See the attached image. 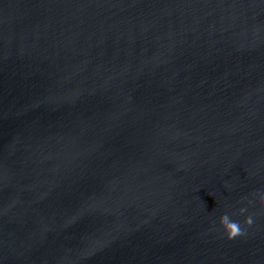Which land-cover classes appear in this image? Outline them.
Listing matches in <instances>:
<instances>
[{
  "label": "water",
  "instance_id": "1",
  "mask_svg": "<svg viewBox=\"0 0 264 264\" xmlns=\"http://www.w3.org/2000/svg\"><path fill=\"white\" fill-rule=\"evenodd\" d=\"M0 264H264V0H0Z\"/></svg>",
  "mask_w": 264,
  "mask_h": 264
},
{
  "label": "clouds",
  "instance_id": "2",
  "mask_svg": "<svg viewBox=\"0 0 264 264\" xmlns=\"http://www.w3.org/2000/svg\"><path fill=\"white\" fill-rule=\"evenodd\" d=\"M241 213L245 212V208L241 207L239 209ZM243 223L245 225H251L253 223V217L248 215L244 218ZM218 224L220 228L223 230L226 238H232L237 235H242L244 233V228L241 227L240 222L231 218L229 213L225 212L221 214L218 218Z\"/></svg>",
  "mask_w": 264,
  "mask_h": 264
}]
</instances>
